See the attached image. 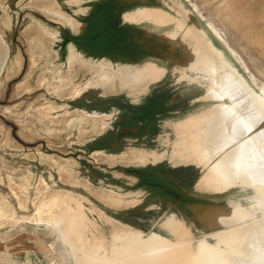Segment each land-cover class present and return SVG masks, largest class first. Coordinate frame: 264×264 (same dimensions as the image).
<instances>
[{
	"label": "rangeland",
	"instance_id": "obj_1",
	"mask_svg": "<svg viewBox=\"0 0 264 264\" xmlns=\"http://www.w3.org/2000/svg\"><path fill=\"white\" fill-rule=\"evenodd\" d=\"M106 1L109 0H0V206L12 211L11 216L0 218V264H75L59 234L41 223L37 214L43 202L54 203L52 195L56 192H71L81 199L82 210L89 218L84 217L93 222L88 235L101 238L107 248L112 245L116 231L122 229L145 232L148 242L142 240V244L152 241L153 235L147 237L146 233L154 229L143 231L138 222L137 225L130 222L131 216L136 215L131 212L132 206L141 203L138 198L123 201L117 192L92 189L87 179L91 172L95 173L94 165L106 166L104 160L108 161L103 150L108 149L109 142H103L99 136L105 121L94 113L105 108L106 103L102 96L88 100L77 97L91 83L92 90L101 91L100 85L113 78L112 69L105 65L101 69L82 66L81 77L68 75L64 44L70 27L63 18L46 12L67 11L84 22L96 10V3ZM131 1L136 0H118L122 9L130 6ZM160 1L174 15L178 12L180 18L191 23L205 38L210 36L257 90L264 87V0ZM147 4L156 3L148 0ZM105 71L111 72L109 80ZM174 77L177 82L161 84L173 88L176 108L187 106L180 109L185 112L180 118L214 102L197 99L200 83ZM115 78L111 81L112 88L129 92L126 84L130 83L122 81L120 76ZM128 101V98L126 102L114 100V106H120L119 113ZM84 103L93 105L89 113L84 110ZM110 144L117 152L125 148L123 143ZM177 149L174 145L173 157L191 163L188 155ZM108 163L112 164L113 160ZM95 175L99 181L101 175ZM125 179L127 185H133L132 180ZM199 188L205 189L201 184ZM176 191L174 211L185 216L196 238L202 235L203 228L196 223L195 213L207 212L210 210L207 207H211L210 211L224 210L228 203L235 205L231 199L240 196L233 189L201 191L178 185ZM188 201L192 202L191 207ZM195 203L203 204L194 206ZM59 206L60 203L52 212L59 211ZM146 206L144 202L138 207ZM50 214L47 209L44 218ZM176 216H172L175 221L185 222ZM78 222L80 226L84 223Z\"/></svg>",
	"mask_w": 264,
	"mask_h": 264
},
{
	"label": "bare ground",
	"instance_id": "obj_2",
	"mask_svg": "<svg viewBox=\"0 0 264 264\" xmlns=\"http://www.w3.org/2000/svg\"><path fill=\"white\" fill-rule=\"evenodd\" d=\"M176 13L141 7L131 17L175 22L169 37L177 76L203 85V99L214 101L176 123L175 145L202 168L198 186L215 192L233 189L240 196L230 200L234 206L224 204V210L207 207L210 210L196 214L193 208L196 223L203 228L198 238L171 212L162 217L159 229L146 233L153 235L148 245L142 244L147 241L145 232L121 228L107 248L101 238L88 235L93 222L85 216L81 199L71 192H56L54 203L43 202L37 214L41 223L59 234L75 264H264V87L257 90L210 36L205 38ZM164 72L165 68L149 63L131 73L121 69L120 78L136 85ZM110 73L105 71L108 80ZM58 203L59 211L53 213ZM47 209L51 214L44 218ZM11 215L0 206V218Z\"/></svg>",
	"mask_w": 264,
	"mask_h": 264
},
{
	"label": "crops",
	"instance_id": "obj_3",
	"mask_svg": "<svg viewBox=\"0 0 264 264\" xmlns=\"http://www.w3.org/2000/svg\"><path fill=\"white\" fill-rule=\"evenodd\" d=\"M114 1L96 3V10L83 23L67 11L46 10L63 18L70 27L64 44V59L71 77H81L79 73L82 66L101 69L105 65L112 69L111 81L120 76L121 69L131 73L149 63L165 68L161 77L145 79L134 86L126 84L130 88L129 92L113 89V81H109L100 85L101 91L92 90L94 85L91 83L78 95L77 98L84 96L86 100L102 96L101 100L106 103L105 108L95 110L94 113L105 121L99 136L103 142H109L106 146L108 149L103 150L104 158L108 161L104 160L106 166H93V171L101 175L99 181L94 172L87 179L92 189L117 192L122 195L123 201L131 202L138 198L141 203L132 206L134 209L131 212L136 215L131 216L130 222L141 225L143 231L159 229L160 220L166 213H175L187 222L185 216L173 208V201L178 196L177 186L207 190L198 186L202 171L199 165L177 161L173 157L177 139L175 125L186 117L180 118L185 113L180 109L187 106L182 104L176 108L178 102L177 96L172 97L173 88L161 83L178 81L174 77L177 73L171 60L174 50L169 37V32L176 24L132 19V14L141 7H167L164 1L151 0L156 3L154 6L147 4L148 0L131 1L126 9H122L118 0ZM169 11L173 14L172 10ZM200 91L197 99L206 100L203 99V85ZM123 92L126 94L123 95ZM126 98L130 101L124 111L119 113L120 106H114V100L122 99L126 102ZM84 105V110L89 113L88 109L93 105ZM190 113L192 111L187 114ZM110 143H123L125 148L117 152ZM109 160H113V163H108ZM120 176L123 178L120 179ZM125 178L132 180L133 185H127ZM144 202L147 203L145 208L138 207ZM191 204L188 201L189 207Z\"/></svg>",
	"mask_w": 264,
	"mask_h": 264
}]
</instances>
